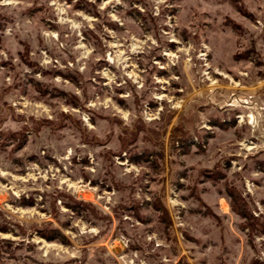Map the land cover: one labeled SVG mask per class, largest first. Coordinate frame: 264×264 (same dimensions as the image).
<instances>
[{
  "label": "rangeland",
  "instance_id": "rangeland-1",
  "mask_svg": "<svg viewBox=\"0 0 264 264\" xmlns=\"http://www.w3.org/2000/svg\"><path fill=\"white\" fill-rule=\"evenodd\" d=\"M262 224L264 0H0V264H264Z\"/></svg>",
  "mask_w": 264,
  "mask_h": 264
},
{
  "label": "trees",
  "instance_id": "trees-1",
  "mask_svg": "<svg viewBox=\"0 0 264 264\" xmlns=\"http://www.w3.org/2000/svg\"><path fill=\"white\" fill-rule=\"evenodd\" d=\"M187 141H188V138H185V137L182 138V143L184 145L187 144L186 143ZM148 155L149 154H147V153L138 154V155L134 156V159L137 161L141 158H144L145 160H147ZM206 173L208 174V176L210 178H212V179L215 178L211 172H206ZM227 193L231 197V200H230L231 208H232V210H234V212H236L243 219L244 227L252 225L251 223L254 221V217L248 212V210H246L245 206L243 205L242 199L236 197L230 188L227 189ZM263 226H264V224L260 225L262 231H264ZM41 232H43V231L42 230L38 231V233H41ZM51 238L48 237V239H51Z\"/></svg>",
  "mask_w": 264,
  "mask_h": 264
}]
</instances>
